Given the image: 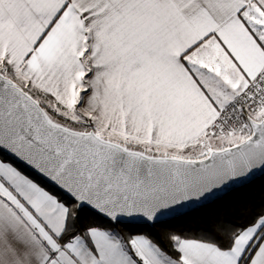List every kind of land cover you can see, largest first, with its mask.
Segmentation results:
<instances>
[{
  "label": "snow or ice",
  "instance_id": "1",
  "mask_svg": "<svg viewBox=\"0 0 264 264\" xmlns=\"http://www.w3.org/2000/svg\"><path fill=\"white\" fill-rule=\"evenodd\" d=\"M256 173L264 0H0V264H264V201L170 227Z\"/></svg>",
  "mask_w": 264,
  "mask_h": 264
},
{
  "label": "trees",
  "instance_id": "2",
  "mask_svg": "<svg viewBox=\"0 0 264 264\" xmlns=\"http://www.w3.org/2000/svg\"><path fill=\"white\" fill-rule=\"evenodd\" d=\"M262 201H264V175L252 183L230 192L207 207L172 220L170 227L173 231L182 233L194 228L201 219L209 220L224 214L238 216L242 207L247 205L259 207ZM154 231L159 235L161 230L157 228Z\"/></svg>",
  "mask_w": 264,
  "mask_h": 264
},
{
  "label": "water",
  "instance_id": "3",
  "mask_svg": "<svg viewBox=\"0 0 264 264\" xmlns=\"http://www.w3.org/2000/svg\"><path fill=\"white\" fill-rule=\"evenodd\" d=\"M25 170L28 171L27 169H25ZM263 175H264V174L256 173L254 177L250 178V181H249V182H245L243 185H237V186H234V187H233L232 189H230V190H226L224 193H221V194H220L221 199H222L225 195L229 194L230 192H232V191H234V190H236V189H238V188L244 187V186H246V185L252 183L253 181H255V180L261 178ZM219 200H220V199H219ZM216 201H218V200H216ZM216 201H215V202H216ZM212 204H213V203H212ZM210 205H211V204H210ZM203 208H204V207H203ZM199 209H201V208H196V209H194L192 212H194V211H196V210H199ZM179 217H183V216H177V217H175L174 219H177V218H179ZM174 219H173V220H174Z\"/></svg>",
  "mask_w": 264,
  "mask_h": 264
}]
</instances>
